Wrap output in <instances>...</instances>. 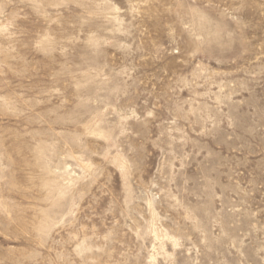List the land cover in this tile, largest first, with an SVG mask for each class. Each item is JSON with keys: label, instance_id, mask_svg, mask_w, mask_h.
I'll return each mask as SVG.
<instances>
[{"label": "rangeland", "instance_id": "rangeland-1", "mask_svg": "<svg viewBox=\"0 0 264 264\" xmlns=\"http://www.w3.org/2000/svg\"><path fill=\"white\" fill-rule=\"evenodd\" d=\"M0 264H264V0H0Z\"/></svg>", "mask_w": 264, "mask_h": 264}]
</instances>
